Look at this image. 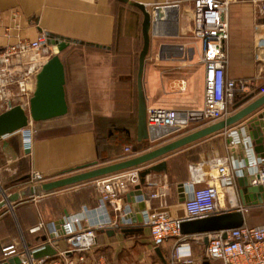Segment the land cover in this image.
I'll list each match as a JSON object with an SVG mask.
<instances>
[{"label":"crops","instance_id":"crops-1","mask_svg":"<svg viewBox=\"0 0 264 264\" xmlns=\"http://www.w3.org/2000/svg\"><path fill=\"white\" fill-rule=\"evenodd\" d=\"M128 1L144 5L152 15L150 45L143 71L147 107H162L185 115L200 112L204 105V71L202 66L195 71L191 70L193 46L196 42L190 32V19L183 16L184 8L189 7L190 11V0ZM238 10V16L232 20L237 23L232 24L228 15L229 66L226 75L234 80L253 79L256 76V67L251 51L253 47L258 48L259 40L264 38V34L259 36L258 30L253 34L251 18L241 17L242 7H236L234 12ZM142 21L143 15L138 9L116 0H0V52L20 39L34 41L43 33L104 47L98 49L70 44L60 53L65 71L64 92L67 107L73 113L82 112L80 116L75 117V120L70 119L64 125L52 123L55 119L34 123L37 132L28 153L22 151L21 133L0 141V201L2 190L6 193L15 192L32 171L43 173L49 181L60 177L66 171L76 169L77 166L97 161L96 130L101 122H108L105 125L110 128V121L115 117L113 124L128 127L130 136L136 139L138 100L137 97L136 102L133 98L130 100L129 95L133 96L137 92L138 56L143 44ZM261 23L264 25V20ZM53 50L56 51L57 48ZM263 52L262 50L258 55L264 56ZM255 81L257 83L256 78ZM263 94L264 90L259 91L254 99L239 108H235V104L231 105L229 116ZM133 103L136 107L135 121L130 118L134 114ZM129 106L132 107L131 111ZM260 111H264V108ZM253 116L249 118L253 119ZM214 123L216 122L205 126ZM201 127L195 126L190 131L194 132ZM63 128L65 132L52 134L54 130ZM190 131L184 134H189ZM175 135L173 133L159 142H163L161 145L170 143L179 138ZM228 135L229 131L218 132L154 160L152 163L165 160L166 168L150 173L146 178L149 185L140 186L141 190L151 193L159 185L166 183V204L177 206V184L195 179L202 172L201 164L207 176L213 175L215 169L210 161L226 154L229 148L226 143ZM144 143L150 145L148 142ZM245 151L247 148L244 145L235 149L230 146V152H234V164L243 168L244 174L248 175L250 169L245 167L242 159L248 155ZM144 152L146 150L130 154L123 152V157L120 156L119 160ZM191 163L197 165L196 171H189L188 165ZM237 190L235 186L226 191L231 192L239 204ZM94 193L90 180L61 188L51 194L60 199V211L46 210L48 202H44L41 205L43 213L39 210L41 218L44 221L59 220L67 215H76L80 205L95 207L97 200L92 198ZM72 194L77 195V198L80 196L81 199L67 203L65 198L68 200ZM126 195L127 193L106 204V212L112 224L110 226L117 222L118 217L126 215L125 206H129L131 211L135 208V204L128 205ZM25 203H13V210L7 206L0 207V248L10 243L22 246V232L25 243L30 246L37 244L43 237L41 231H30L38 223V218L31 210L35 204ZM150 205L152 208L156 207L159 200L152 198ZM251 207L244 213L246 221ZM15 220L19 225L16 229H11L9 224ZM96 234V252L103 255L108 264H170L174 240L169 239L159 247V256L155 251L156 247L152 246L148 226L143 228L141 234L135 232L123 235L116 231L114 235H109L105 229H97ZM204 250L203 241L196 240L192 243L193 264H203ZM209 264L221 262L213 260Z\"/></svg>","mask_w":264,"mask_h":264},{"label":"built area","instance_id":"built-area-1","mask_svg":"<svg viewBox=\"0 0 264 264\" xmlns=\"http://www.w3.org/2000/svg\"><path fill=\"white\" fill-rule=\"evenodd\" d=\"M189 2L191 3L190 32L193 40L200 42L198 60L204 70V105L200 112H195L194 118L210 122L223 121L230 115L229 109L234 97L238 94L247 95L254 88V79L234 80L226 75L229 66L228 11L231 0H190ZM246 2L253 7L255 13L264 16V0H246ZM46 41L47 37L43 33L34 41L20 39L0 52V113L17 105L24 110L28 109L35 88V77L45 64L49 50L55 48L48 46ZM259 47H264V38L259 40ZM180 118V113L174 110L162 107L146 108L147 128L178 127L180 131L189 124H178L177 121ZM26 131L31 133L29 127L21 131L22 151L28 153L31 151V142L26 139L28 136L25 135V133L28 134ZM226 131H229L226 140L229 145L228 151L224 156L210 161L215 169L213 175L207 176L205 168L199 164L202 172L195 179L183 182L194 185L191 194L184 201L173 207L167 205L166 183H162L151 193L142 191L145 208L141 211V215L143 224L149 227L152 246L160 247L167 240H174L170 264H193L192 243L196 240L204 242V238H207L204 250L205 260H218L221 264H264V223L250 226L245 220L240 227L224 231L190 235L181 232V224L187 220L236 209L243 213L247 212L248 208L241 203L237 204L234 195L226 191L235 186L238 188L237 176L243 170L234 164V152H230V146L233 149L243 145L247 148L245 152L248 155L242 158L243 161L244 158L247 159V165H244L250 169V173L246 175L247 181L249 185H261L264 188V156L252 152L246 135L234 136L233 131ZM229 138L231 139L228 142ZM159 141L150 142V144H156ZM131 152L132 147L124 148L125 154ZM200 156L204 158L203 155ZM152 164L154 163H145L92 179L95 190L92 198L97 200V205L88 207L84 204L76 215H67L59 219L60 233L55 227V220L44 221L36 206L40 199L58 190L34 193L20 199L18 202L35 204L31 210L38 218V223L30 231L41 230L46 239L30 246L21 236L22 246L13 243L1 246L0 264L14 256L20 258L17 264H108L105 257L96 252V230L105 229L108 224L112 225L111 222L104 221L105 215H108L106 204L118 200L130 189L133 190L140 183V171L149 168ZM196 166L189 164V171H196ZM149 174L145 176L141 186L149 185L146 182ZM46 181L42 173L32 171L16 191L25 187L33 188ZM152 198L159 200V205L153 208L150 205ZM18 225L15 220L11 225L9 224V227L16 229ZM224 233L225 238H223ZM61 243L64 245L61 246ZM45 244L51 245L55 253L40 258L33 257L31 252L43 248Z\"/></svg>","mask_w":264,"mask_h":264},{"label":"water","instance_id":"water-1","mask_svg":"<svg viewBox=\"0 0 264 264\" xmlns=\"http://www.w3.org/2000/svg\"><path fill=\"white\" fill-rule=\"evenodd\" d=\"M121 3L130 5L138 9L143 15V21L141 26L142 32V49L138 56V69L136 78L137 88V124H136V140L138 143L143 142H157L169 135L178 132L179 128L172 129H151L146 126V97L143 90V71L145 67L146 56L149 51L150 45V28L152 24V15L142 4L132 3L128 0H116ZM47 37V45L57 48L58 53L63 52L70 44L92 46L98 49H104L100 45H88L82 41L70 40L58 35H52L45 33ZM65 85V71L64 66L60 60L58 54L52 56L39 70L35 77V88L32 97L29 101V107L27 110L22 109L20 106H13L10 109L0 113V141L5 138L21 133L32 123L44 122L56 118L63 117L68 112V107L65 99L64 92ZM258 90L257 93H259ZM257 93H250L243 96L234 106L239 108L254 99ZM264 108V94L259 98L252 101L246 107L238 111L237 113L229 116L223 121H218L212 125L198 129L186 136L176 139L170 143L162 145L151 151L138 154L131 158L122 159L113 163L98 166L97 161H93L81 166H77L76 169H71L60 174L58 178L43 182L41 185L32 187H25L21 190L6 193L2 190L1 206H7L13 210V203L18 202L20 199L28 197L32 194L39 192H50L59 190L68 186L79 184L89 181L96 177H100L106 174H110L116 171L124 170L130 167H137L145 163L152 162L169 152L177 151L183 147L193 144L201 139L209 137L221 131L231 130L235 135L247 136L249 143L252 147V152L256 155L264 156V111L260 109ZM196 113H190L185 115L180 113V119L178 124L186 125L200 119L194 118ZM255 115V116H253ZM249 116H253L249 118ZM25 132V131H24ZM27 132V131H26ZM27 136V134L25 133ZM231 138L228 139V142ZM132 152L137 153L136 148L132 149ZM244 164L247 165V159L244 158ZM93 167V168H92ZM166 168L165 160L152 164L149 168H144L140 171V183L137 184L133 190L129 191L126 195L127 203L135 204V208L125 206L124 211L126 215L124 217H118L114 226H108L105 231L109 235H114L116 231H119L123 235L143 232L145 224L141 211L145 208V203L140 188L141 184L145 181V176L150 172H158ZM86 169V170H84ZM29 177V176H28ZM27 177V178H28ZM238 195L240 197V203L249 208L253 205L264 204V188L261 185H249L247 176L243 174V170L239 172L237 176ZM194 185L192 183H178V202L184 201L191 194ZM104 221L110 222L108 215H105ZM245 221L244 213L241 210L222 211L210 216L197 218L193 220H187L181 224V232L183 234H198L209 233L215 231H224L231 228L240 227ZM56 229L60 233V220L54 221ZM131 224V226H126ZM226 234H223V238ZM46 236H43L41 240H45ZM204 243H207V238H204ZM156 253L161 256L159 247L155 248ZM35 258H40L45 255H53L55 249L45 244L43 248L34 250L31 252ZM20 262L18 256L9 258L2 264H17ZM203 264H209L208 260H204Z\"/></svg>","mask_w":264,"mask_h":264},{"label":"rangeland","instance_id":"rangeland-1","mask_svg":"<svg viewBox=\"0 0 264 264\" xmlns=\"http://www.w3.org/2000/svg\"><path fill=\"white\" fill-rule=\"evenodd\" d=\"M236 7H242L243 8V12H242V10L240 11V15H241V17H243V18H245V17H247V18H251V20H252V32H253V34L255 33V31L256 30H258L259 31V33H258V35L259 36H262V34H264V25L261 23L262 22V20H264V16L263 15H259V14H257V13H255L254 12V9H253V7L249 4V3H247L246 2V0H231V4H230V6H229V17H230V20H231V23L232 22H236V21H232L236 16H238V14H239V10L238 11H236V13L234 12V9L236 8ZM246 9H247V11H246ZM183 11H185L184 13H183V16L186 18V19H188L189 20V7L188 8H184L183 9ZM234 17V18H233ZM229 19V18H228ZM237 23V22H236ZM233 24V23H232ZM189 36H190V34H189ZM196 45V46H195ZM195 45L193 46L194 48H193V51H194V53H193V55H192V59H191V62L193 61V64H190V65H192L191 66V70H193V71H195V69H200V66H201V64L199 63V51H197V50H199V48H200V42H196L195 43ZM197 47V48H196ZM56 48V47H55ZM152 50V48L150 49V51ZM264 51V47L263 48H255V47H253V49H252V53H251V55H252V57H253V59H254V62H255V69H256V76H255V78H256V80H257V83H255L256 81H255V78H253L254 79V83H255V85H254V88L253 89H251V91L248 93V94H250V93H257V91L258 90H264V56H262V57H260L258 54L261 52V51ZM51 52V53H50ZM264 53V52H263ZM49 56H48V58H47V60H46V62L52 57V56H54V55H56V54H58L59 56H60V53H58V51L56 50H53L52 51V49L51 50H49ZM47 54V55H48ZM195 56V57H194ZM45 62V63H46ZM203 68V67H202ZM204 71V70H203ZM263 92V91H262ZM247 94V95H248ZM239 95V94H238ZM238 97V96H237ZM236 96L234 97V98H237ZM134 102H136V100L134 99ZM233 103H234V99H233V102H232V104L231 105H233ZM237 103V102H236ZM235 103V104H236ZM230 105V106H231ZM129 108V110L131 111V109H132V107L131 106H129L128 107ZM230 110V109H229ZM133 111H134V114H133V117H132V121H135V117H136V107H134V103H133ZM82 114V112H77V113H73L72 111H70V109H68V112H67V114L65 115V116H63V117H60V118H57V119H55V120H53V122L52 123H58V125L60 124V125H64V123L65 122H67V121H69L70 119H73L74 118V120H75V117H77V116H80ZM132 116V115H131ZM131 118V117H130ZM106 123H108V122H106V121H104V122H101V123H99V127H97V130H96V139H97V145H99V147H100V149L101 150H105V151H107L108 153H109V159L108 160H104V161H102L101 159H99V158H97V162H98V166H102V165H106V164H109V163H113V162H116V161H119V158H117L118 156H119V154L121 155L123 152H124V147H126V146H123V145H119V144H117V146L118 147H116L115 148V142L113 141V140H108L107 141V138H105V137H107V131L109 130V128H106L107 126L105 125ZM209 123H212V122H210V121H208V120H202V119H200V120H198V121H194V122H192V123H189L185 128H182L180 131H178V132H176V135L175 136H177V137H179V138H181V137H183V136H186V135H188V134H184V133H186V132H188V131H190L191 129H193L195 126H202L201 128H204V127H206L205 125H207V124H209ZM39 126H42V125H44V124H38ZM204 126V127H203ZM36 126H35V124L34 123H32L30 126H29V130L31 131V138H32V140H33V138H34V136H35V134H36V132H37V130H36V128H35ZM61 132H65V129L63 128V129H57V130H54L53 132H52V134H59V133H61ZM190 133H192L191 131H190ZM189 133V134H190ZM132 139H134V137H131ZM178 138V139H179ZM174 141V140H173ZM163 142H158V143H156V144H145L144 142H143V146H144V148H146L145 150H146V152H148V151H151V150H153V149H155V148H158V147H160L159 145H161ZM153 146V147H155V148H152L151 149V147ZM157 146V147H156ZM162 146V145H161ZM116 156V157H115ZM115 157V158H114ZM123 158H121V160H122ZM153 162V161H152ZM150 163V162H149ZM93 168V167H92ZM41 173V172H40ZM214 173V172H213ZM43 174V173H42ZM44 175V174H43ZM45 176V175H44ZM46 177V176H45ZM46 179H47V177H46ZM26 181V180H25ZM24 181V182H25ZM90 181H92V179L90 180ZM65 188H67V187H65ZM67 196H69V195H67ZM76 199L79 201L81 198H80V196H78V198H77V195L75 196V195H70V197H69V199L67 200L66 198H65V200L67 201V203H69V201L71 202V201H76ZM44 202H48V209H46V210H50L51 212L52 211H60V209H61V205H60V199L58 198V197H56V195H49V196H46V197H44V198H42V199H40V201L37 203L38 204V208H39V210L42 212V209H41V205H42V203H44ZM31 202H26L25 204H30ZM80 205V204H79ZM81 210V205L79 206V211ZM43 213V212H42ZM49 221H51V220H49ZM247 221H248V224L250 225V226H254V225H259V224H263L264 223V204H261V205H257L256 207H251V209L249 210V212L247 213ZM22 237H23V232H22Z\"/></svg>","mask_w":264,"mask_h":264},{"label":"trees","instance_id":"trees-1","mask_svg":"<svg viewBox=\"0 0 264 264\" xmlns=\"http://www.w3.org/2000/svg\"><path fill=\"white\" fill-rule=\"evenodd\" d=\"M237 96L238 95H236V97ZM136 97H137V92L136 91H135V93H133V96L129 95V99L130 100H132V98L136 100ZM242 97L243 96L239 95L237 98H234V103L233 104L238 102ZM114 118H112V120L110 121L111 122V127L107 131V141L108 140H113L115 142V148L118 147L117 144H119V145H123V146L130 145L133 148H136L137 152L141 151V150H145L146 148H144L143 143H138L135 138L134 139L131 138L130 131H129L128 127H121V126L118 127V126L113 124ZM118 119H120V118H117V120ZM135 119H136V117H135ZM122 120H124V119H122ZM97 156L102 161L109 159V153L107 151H105V150H101L99 145H97ZM120 156H122V155H119L117 158H120ZM39 231H41V230H39Z\"/></svg>","mask_w":264,"mask_h":264},{"label":"bare ground","instance_id":"bare-ground-1","mask_svg":"<svg viewBox=\"0 0 264 264\" xmlns=\"http://www.w3.org/2000/svg\"><path fill=\"white\" fill-rule=\"evenodd\" d=\"M27 133H28V134H27L28 136H27V138H26V139L28 140V142H31V141H32V138H31V137H32V136H31V133H30V132H27ZM26 142H27V141H26Z\"/></svg>","mask_w":264,"mask_h":264}]
</instances>
